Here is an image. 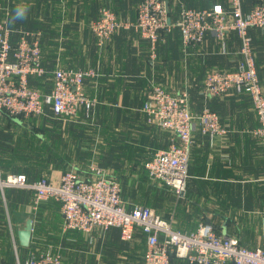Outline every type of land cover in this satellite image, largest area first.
<instances>
[{"label":"crops","instance_id":"obj_1","mask_svg":"<svg viewBox=\"0 0 264 264\" xmlns=\"http://www.w3.org/2000/svg\"><path fill=\"white\" fill-rule=\"evenodd\" d=\"M141 0H0V21L14 29L41 33L42 61L46 75L31 77L33 85L50 91L56 68L93 69L84 92L95 102L87 115L75 120L54 118L50 112L37 118L44 137L33 134L38 164H23L16 171L0 163L3 174L25 173L31 181L45 176L59 181L67 170L85 176L96 164L121 184L127 208L143 205L172 222L174 230L191 233L209 222L217 234L235 238L248 249H264V152L254 130L259 120L247 94L205 95L203 81L213 71H233L242 62L241 41L236 32L223 39L211 32L187 50L177 27L157 43L155 57L148 40L134 29H122L104 48H99L90 25L100 10H111L120 20L134 23ZM249 13L264 0H241ZM215 4L229 7V0H169L170 20L175 24L181 9L204 10ZM27 8L25 18L13 20L15 8ZM252 56L264 92V30L251 28ZM12 42L19 34L11 36ZM152 86L171 94L186 93L191 112L204 109L219 114L228 128L225 137L204 135L193 125L188 178L179 195L164 183L150 179L146 164L177 139L150 123L143 111ZM14 120H18L17 117ZM34 116L25 119H37ZM37 119V120H39ZM21 124V123H20ZM1 119L0 158L9 137L29 135ZM23 130V131H22ZM10 142V141H9ZM4 159V158H3ZM85 170V172H83ZM32 218L30 245L23 247L18 231ZM64 217L55 200L35 203L29 189L0 192V264H25L41 252L58 253L64 264H144L146 237L136 230L131 242L120 238L119 229L90 235L64 231ZM170 264H188L172 256Z\"/></svg>","mask_w":264,"mask_h":264},{"label":"built area","instance_id":"obj_2","mask_svg":"<svg viewBox=\"0 0 264 264\" xmlns=\"http://www.w3.org/2000/svg\"><path fill=\"white\" fill-rule=\"evenodd\" d=\"M169 0H141L137 6L134 23L123 21L109 9L102 8L90 30L99 48H104L110 38L122 29L134 28L151 44L155 57L161 34L173 27L180 30L184 50L201 44L208 32L223 39L227 33L236 32L241 41L242 62L233 71H213L203 81L205 95L224 96L229 93L247 94L259 120L254 130L264 152V92L252 56L251 28L264 30V4H256L244 14L241 0H229V7L215 4L210 9H181L175 24L170 20ZM19 34L13 43L11 36ZM42 61L41 33L11 28L0 21V125L1 117L28 118L42 116L47 109L54 118L73 121L81 110L89 114L95 102L86 97L85 81L96 75L89 69L58 67L53 72V84L48 94L30 86L31 77L46 75ZM143 111L149 122L174 136L167 149L160 150L146 164L149 177L171 187L177 195L183 192L188 178L190 148L193 143V125L211 138L225 137L228 128L218 113L204 109L191 112L186 93L171 94L160 86H152ZM29 189L35 193V203L55 200L64 217V231H78L86 235L107 233L116 228L124 242L134 239L136 230L146 237L144 264H170L172 256L188 264H264V249H248L235 238L217 234L214 226L201 224L197 231L183 233L174 230L172 222L163 219L152 208L133 205L131 209L122 197L119 182L96 164H91L87 174L67 170L59 181L48 177L29 182L23 174L0 172V192L5 189ZM25 264H64L58 253L41 252Z\"/></svg>","mask_w":264,"mask_h":264},{"label":"rangeland","instance_id":"obj_3","mask_svg":"<svg viewBox=\"0 0 264 264\" xmlns=\"http://www.w3.org/2000/svg\"><path fill=\"white\" fill-rule=\"evenodd\" d=\"M34 117L37 118L39 116H34ZM37 119L26 120L25 123H23L21 126L16 127L26 131L29 130L32 132H30L29 135H24L23 133L21 137H16L14 139L12 138L11 140H7V143L5 144L2 150V157L4 159L0 158L1 164H5L6 167H9L10 169H15L23 164H38L34 162L33 160L34 156H37L41 160H43L44 158L43 152L36 155L32 153L33 150L30 148L34 145V140L32 139L34 137L33 134H37L36 139L37 138L40 139L38 135L42 136V138L44 137V128L40 125L42 122L40 121V119L39 120Z\"/></svg>","mask_w":264,"mask_h":264},{"label":"trees","instance_id":"obj_4","mask_svg":"<svg viewBox=\"0 0 264 264\" xmlns=\"http://www.w3.org/2000/svg\"><path fill=\"white\" fill-rule=\"evenodd\" d=\"M165 33H162L161 34V38H162V36L164 35ZM44 65V64H43ZM29 83H30V86L32 87V88H34V89H37V90H39L40 92H42L43 94H48L50 91H47V92H43V91H41V89H38V87L37 86H35V85H33L32 84V82H31V78H30V80H29ZM52 88V87H51ZM51 90V89H50ZM47 112H50L49 111V109H47ZM2 118H5L9 123H17V124H20V125H22L23 123H25V121L26 120H31V119H25V118H23V117H17V119L18 120H14L15 118H12V117H10V116H8L7 114H3L2 115V117H1V119ZM0 129H1V127H0ZM39 137V136H38ZM6 140H11V137H9L8 139H6ZM8 166V165H7ZM7 168H9V167H7ZM12 170H14V171H16V168L15 169H12ZM66 172V171H65ZM83 172H85V170H83ZM10 174H23V175H25L26 177H27V180L29 181V182H33V181H31L30 180V178L28 177V175L27 174H25V173H19V172H16V173H10ZM1 175L3 176V177H5L7 174H3V173H1ZM42 177H44V176H41V177H39V178H42ZM35 181V180H34ZM121 185V184H120ZM122 187V186H121ZM123 191V190H122ZM139 230V229H138Z\"/></svg>","mask_w":264,"mask_h":264},{"label":"water","instance_id":"obj_5","mask_svg":"<svg viewBox=\"0 0 264 264\" xmlns=\"http://www.w3.org/2000/svg\"><path fill=\"white\" fill-rule=\"evenodd\" d=\"M32 228H33V220L32 218H28L26 220L25 226L22 229H20L17 233L18 240L21 246L28 247L30 245Z\"/></svg>","mask_w":264,"mask_h":264},{"label":"clouds","instance_id":"obj_6","mask_svg":"<svg viewBox=\"0 0 264 264\" xmlns=\"http://www.w3.org/2000/svg\"><path fill=\"white\" fill-rule=\"evenodd\" d=\"M26 13H27V8L23 5H18L15 8V15L13 16V20L25 18Z\"/></svg>","mask_w":264,"mask_h":264}]
</instances>
